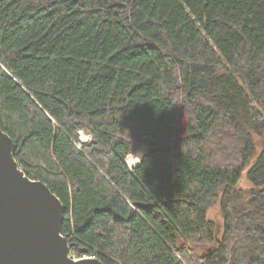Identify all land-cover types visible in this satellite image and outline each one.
<instances>
[{
    "label": "trees",
    "instance_id": "1",
    "mask_svg": "<svg viewBox=\"0 0 264 264\" xmlns=\"http://www.w3.org/2000/svg\"><path fill=\"white\" fill-rule=\"evenodd\" d=\"M0 125L72 254L264 264V0H0Z\"/></svg>",
    "mask_w": 264,
    "mask_h": 264
},
{
    "label": "water",
    "instance_id": "2",
    "mask_svg": "<svg viewBox=\"0 0 264 264\" xmlns=\"http://www.w3.org/2000/svg\"><path fill=\"white\" fill-rule=\"evenodd\" d=\"M15 150L0 125V264H104L70 257V239L62 234L64 205L25 174Z\"/></svg>",
    "mask_w": 264,
    "mask_h": 264
},
{
    "label": "rangeland",
    "instance_id": "3",
    "mask_svg": "<svg viewBox=\"0 0 264 264\" xmlns=\"http://www.w3.org/2000/svg\"><path fill=\"white\" fill-rule=\"evenodd\" d=\"M131 160L135 159L136 161L138 160V158L135 155L131 156ZM139 161V160H138ZM250 186L247 183V180H245V178L243 179V181L241 182V184L239 185L240 189H248ZM209 217L212 221H214L216 223V225L218 226V230H219V235L222 236L223 233V227H224V220L223 217L221 215L220 209L219 207H214L210 210L209 212Z\"/></svg>",
    "mask_w": 264,
    "mask_h": 264
},
{
    "label": "built area",
    "instance_id": "4",
    "mask_svg": "<svg viewBox=\"0 0 264 264\" xmlns=\"http://www.w3.org/2000/svg\"><path fill=\"white\" fill-rule=\"evenodd\" d=\"M80 137H81V142L83 143V144H86V145H88V144H90L91 143V137L89 136V135H86V134H84V133H81L80 134ZM135 160V159H134ZM139 163L140 162H138L137 164H133V165H131L130 164V162H128V164H129V167H130V169H135L138 165H139ZM70 257L73 259V260H75V261H79V260H82V259H94L93 257H89V256H86V255H82V256H80V255H78V254H70Z\"/></svg>",
    "mask_w": 264,
    "mask_h": 264
},
{
    "label": "bare ground",
    "instance_id": "5",
    "mask_svg": "<svg viewBox=\"0 0 264 264\" xmlns=\"http://www.w3.org/2000/svg\"><path fill=\"white\" fill-rule=\"evenodd\" d=\"M131 158H132L131 156L128 158L127 163L130 162V164L133 165V164H137V163L139 162L138 160H137V161L134 160V159L131 160ZM128 165H129V164H128ZM129 168H130V167H129Z\"/></svg>",
    "mask_w": 264,
    "mask_h": 264
}]
</instances>
